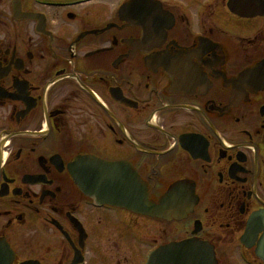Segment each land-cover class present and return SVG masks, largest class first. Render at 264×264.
Listing matches in <instances>:
<instances>
[{
  "label": "flooded vegetation",
  "instance_id": "af4514ba",
  "mask_svg": "<svg viewBox=\"0 0 264 264\" xmlns=\"http://www.w3.org/2000/svg\"><path fill=\"white\" fill-rule=\"evenodd\" d=\"M112 175L138 209L76 179ZM184 240L264 264V0H0L11 264H148Z\"/></svg>",
  "mask_w": 264,
  "mask_h": 264
},
{
  "label": "water",
  "instance_id": "95a60500",
  "mask_svg": "<svg viewBox=\"0 0 264 264\" xmlns=\"http://www.w3.org/2000/svg\"><path fill=\"white\" fill-rule=\"evenodd\" d=\"M78 182L81 183L83 188L85 189V193L90 195L91 197H95L92 191H89V187L87 188L85 185L82 184L81 177L76 176ZM108 186V184H107ZM110 188L106 189L107 191ZM107 193V192H106ZM104 190H101L98 195L94 198L96 202L100 203H108L112 205L118 206H125L130 207L132 209H138L137 203L134 202V205L127 204L129 201H137L135 199V193H129L124 191L116 190L115 188L110 189V193L106 196ZM104 195V196H102ZM144 194L142 195V197ZM121 198V199H120ZM124 199V200H122ZM116 200V201H115ZM256 217H252L251 225L248 229L247 236L243 239L245 241L246 246H251L253 243V236L255 233L254 226H255ZM213 252L211 249H207L205 245L202 244H194L192 242H182L180 244H172L169 246H165L160 248L152 258L150 257L149 264H215ZM260 255L264 254L260 253Z\"/></svg>",
  "mask_w": 264,
  "mask_h": 264
},
{
  "label": "rangeland",
  "instance_id": "374dc122",
  "mask_svg": "<svg viewBox=\"0 0 264 264\" xmlns=\"http://www.w3.org/2000/svg\"><path fill=\"white\" fill-rule=\"evenodd\" d=\"M120 236L124 238V235L122 236V235L120 234ZM119 240H120V241L122 242V244H123V241H124V240H122V239H119Z\"/></svg>",
  "mask_w": 264,
  "mask_h": 264
}]
</instances>
